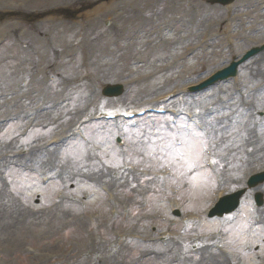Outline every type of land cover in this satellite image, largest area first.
<instances>
[{
	"label": "rangeland",
	"instance_id": "rangeland-1",
	"mask_svg": "<svg viewBox=\"0 0 264 264\" xmlns=\"http://www.w3.org/2000/svg\"><path fill=\"white\" fill-rule=\"evenodd\" d=\"M252 2L264 6V0ZM239 4H233L230 6L231 11L225 12L207 9L193 11L183 1L173 3L171 0H0V10L5 13H50L44 19L31 21L32 23L25 21L26 18L14 17L0 27V93L7 95L14 92L17 98L15 107L11 108L2 107L0 98V119L9 113L18 112L21 115L20 120L15 125L10 123L11 128L6 130L7 122L0 120V260L5 256L7 260L4 264H97L98 261L100 264H143L137 258L146 252H156L158 247L127 241L128 235L135 234L132 230H137L139 224L144 228L147 221L139 214L128 217L125 210L129 206L132 205L137 210L141 206L149 208L141 202L142 199L147 196L150 205L155 195L170 190L174 193L173 200L181 202L186 214L195 213L204 217L207 208L216 200L215 193L218 188L230 191V188L240 183L245 174L258 169L259 165H264V131H259V139L248 143L254 153H245L235 163L237 166H229L228 155L232 156L237 150L230 152L227 149L235 145L243 148L236 143L241 132L238 128L234 133L225 136L221 145L218 144L221 138L212 140L214 147L210 148V144L205 145L206 141L200 138L183 136L182 144L178 147L179 140L174 138L171 127H168L169 123L164 120L158 121L154 126L152 121H147L152 126V132H145L146 122L137 130L123 127L121 121L100 124L90 120L85 123L90 118L89 112L96 108L99 90L105 83H122L127 89L124 98L105 102V107L116 110L133 109L154 101L158 96L170 92L173 87L210 74L219 69L232 54L240 55L247 48L262 43L264 10L243 16L244 23H240L243 12L238 10ZM59 9L71 10L72 17L59 16ZM152 13L160 16L150 22L146 16ZM226 13L229 27L219 32L210 27L207 29L210 33L201 39L203 25L214 21L221 23L226 18ZM257 14H261L258 19L260 24H254ZM176 16L181 18L178 26L185 23L192 34L196 31L193 23L197 25V33L190 38L192 42H189L191 45L188 47L185 46L186 41L178 47L173 41H158L153 37L161 34L165 23L159 21L161 17L168 19V23H174L172 19ZM144 23L150 24V27L143 26ZM245 35L260 38L248 41L244 38ZM31 49L37 50V54L32 56ZM72 49L80 52L78 56L81 57L74 64L68 65L71 61L66 57ZM162 50L167 51L162 53ZM131 55L142 60L141 65L144 63L138 67L139 74L133 72L136 66L128 60ZM263 56L264 54L258 56L254 61L256 67L249 61L239 75L240 86L244 91L243 98L253 100V103L244 102V106L250 105L254 110H264V62L260 59ZM26 60H33L32 68L24 64ZM248 72L252 76L242 75ZM22 94H29V99H21ZM43 98L47 101L56 98V102H60L62 106L58 104V109L54 111L45 109L23 118L37 108L39 100ZM238 98L241 100L242 96ZM244 115L250 116L252 113L249 111ZM253 118L254 130L264 128V124L259 123L256 117ZM84 126L89 137H96L95 133L98 131V135L102 134L104 141L111 146L116 135L123 137L128 132L126 138L124 137L128 148L119 150L113 147V153L121 155V161L112 169L95 175L88 174L89 170L83 168L82 163L85 153L70 146L61 150L45 148L33 152L37 146H46L47 138L52 134ZM17 134H27L30 138H16ZM157 140L164 142L165 147L157 146ZM202 145L208 147L207 151L212 149L217 156L214 158V165L218 175V187L210 195L208 191H203L202 194L199 191L201 185L206 184L209 188L212 183L207 175L191 177L188 168L178 169L175 175L183 187L177 190L167 188L169 176L165 175L166 170L154 172L163 173L164 178L151 180L146 177L147 173L142 174L145 170L139 165L124 162L125 158L138 152L141 154L140 159L149 160L151 168L155 169L162 164L156 162L155 156L162 153L168 159L175 160V166H180L176 160L179 158L187 159L189 163H195L199 167L204 164ZM98 147L100 146L94 144L86 152L85 159L88 162L98 160L93 152L97 153L95 148ZM221 148L223 151H219ZM177 149L179 151L175 152ZM104 154L100 155V160L108 166L107 156ZM33 163L52 169L48 172L53 173L57 171L53 170L55 168L69 167L72 169L71 178L63 179L60 183H40L36 173L25 171ZM129 167L134 168L135 174ZM239 174L241 175L236 176ZM149 183L154 187L148 185ZM133 184L136 188H133ZM147 185L152 189L149 190ZM132 189H138V195L130 193ZM37 193L43 194L44 200L39 199L35 203ZM178 195H181L180 199ZM124 203L127 204L123 207ZM159 209L154 215L157 217L159 214L155 225L161 232L174 229L172 222L180 223L171 216L172 206L168 202ZM258 216L264 219V215L259 213ZM135 219L138 221L131 223ZM127 220L130 222L125 223ZM216 226L217 224L210 223L208 230H216ZM196 235L194 232L193 237L196 238ZM30 245L40 251L57 253L58 256L43 253L41 257H33L23 252L29 250L36 253ZM183 245L190 247L186 243L185 235ZM230 247L231 245L225 244L224 248L218 249L219 259L213 258V251L207 249L200 252L201 260L189 259L188 263L225 264L227 259L238 257L235 249ZM175 249L169 254H182V247ZM132 253L136 259H133ZM160 259L155 263L173 264L166 255ZM148 264L154 262L149 261ZM242 264L255 263L248 259V262L243 260Z\"/></svg>",
	"mask_w": 264,
	"mask_h": 264
},
{
	"label": "bare ground",
	"instance_id": "bare-ground-1",
	"mask_svg": "<svg viewBox=\"0 0 264 264\" xmlns=\"http://www.w3.org/2000/svg\"><path fill=\"white\" fill-rule=\"evenodd\" d=\"M235 124H237V125H241V121H240V119L238 118V119H236V121H235Z\"/></svg>",
	"mask_w": 264,
	"mask_h": 264
}]
</instances>
